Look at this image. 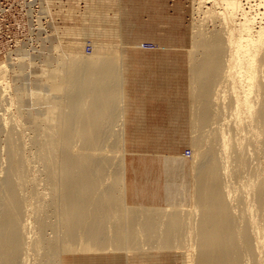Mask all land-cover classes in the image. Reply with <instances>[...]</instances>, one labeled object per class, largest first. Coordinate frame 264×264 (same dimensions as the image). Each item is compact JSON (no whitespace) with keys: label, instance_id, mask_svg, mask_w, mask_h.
Listing matches in <instances>:
<instances>
[{"label":"bare ground","instance_id":"bare-ground-1","mask_svg":"<svg viewBox=\"0 0 264 264\" xmlns=\"http://www.w3.org/2000/svg\"><path fill=\"white\" fill-rule=\"evenodd\" d=\"M261 7L192 0L179 54L186 100L173 117L191 161L126 152L118 47L83 55L59 43L35 71L39 54L24 48L1 62L0 264H264ZM163 50L171 65L176 52ZM24 96L32 108L20 106Z\"/></svg>","mask_w":264,"mask_h":264},{"label":"rangeland","instance_id":"rangeland-1","mask_svg":"<svg viewBox=\"0 0 264 264\" xmlns=\"http://www.w3.org/2000/svg\"><path fill=\"white\" fill-rule=\"evenodd\" d=\"M161 2L157 0H0V63L17 59L20 48H24L30 50L29 53L32 55L39 54L36 59L37 65L33 69L35 71L39 69L40 61L45 55L55 52L53 47L59 43L64 49L66 45L76 42L77 52L83 55H93L95 47L100 44L116 50L118 47L122 55L118 53L119 55L115 54L114 57L118 60L122 58L118 70L122 73L123 88L127 96L123 106L126 152L135 154L139 150L149 156L156 154L168 156L175 153L191 161L193 149L185 139L186 129L177 127L182 121L173 118L177 114H182L178 108L182 101L186 100L184 80L188 74V61L185 55H174L175 61L170 65L165 61L166 56L152 54L161 52L165 47L177 48L179 53L182 50L186 52L196 17L192 13V0ZM259 3L260 0H251L254 7ZM263 10L261 7L259 11ZM72 27L75 31L78 30L76 31L78 36L72 33L74 31ZM102 30L118 31L117 36H112V33L105 36ZM138 44L143 50L142 53L133 51L134 46ZM8 77L15 79L16 83L18 81L19 85L22 84L25 90L31 86L28 81L30 78L26 75H21L20 79L15 74H8ZM23 98L25 103L21 102L20 106L24 105V109L32 108V99L27 96ZM16 107L12 108L16 111ZM21 121L25 123V119L22 118ZM137 136H142L140 142L143 146L138 145ZM187 151L191 152L190 156L185 155Z\"/></svg>","mask_w":264,"mask_h":264},{"label":"crops","instance_id":"crops-1","mask_svg":"<svg viewBox=\"0 0 264 264\" xmlns=\"http://www.w3.org/2000/svg\"><path fill=\"white\" fill-rule=\"evenodd\" d=\"M2 43V42H1ZM168 50V49H167ZM167 50H162L161 52H154L155 54H152V55H154V56H157V55H161V56H165V55H167L166 54V51ZM172 51L173 52H176V53H171V54H173V55H179L180 53V51H179V49H177V48H172Z\"/></svg>","mask_w":264,"mask_h":264},{"label":"built area","instance_id":"built-area-1","mask_svg":"<svg viewBox=\"0 0 264 264\" xmlns=\"http://www.w3.org/2000/svg\"><path fill=\"white\" fill-rule=\"evenodd\" d=\"M185 155L186 156H190L191 155V152L190 151H187Z\"/></svg>","mask_w":264,"mask_h":264}]
</instances>
